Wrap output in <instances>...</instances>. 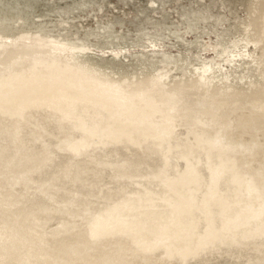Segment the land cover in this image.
<instances>
[{
	"label": "bare ground",
	"instance_id": "1",
	"mask_svg": "<svg viewBox=\"0 0 264 264\" xmlns=\"http://www.w3.org/2000/svg\"><path fill=\"white\" fill-rule=\"evenodd\" d=\"M15 55L6 57L10 63L1 61L5 69L18 65ZM80 65L92 80L112 81ZM17 81H7L11 87H5L6 95L0 97V264L17 262L9 243H4L8 239L4 232L20 227L29 233L36 224L35 241L45 247L66 253L65 246L85 245L91 258L103 255L120 264H264V235L244 238L242 230L237 241L214 240L187 261L176 255L164 262V245L144 252L151 248L152 234L171 215L184 223L183 235L193 234L186 245L184 238L176 240L171 232L174 246L197 251L196 237L205 225L203 200L217 170L219 195L211 210L219 232L232 236L236 222L250 211L262 214L247 229L264 230V114L248 107L232 115L229 130L215 133L198 113L204 110L199 101L197 113L172 118L163 111L157 119L122 125L112 104L102 97L85 98L63 85L47 90L28 85L20 91L13 85ZM158 92L157 99L162 95ZM220 135L224 149L214 143ZM173 200L187 212L176 215L169 206ZM90 208V214L104 219L82 218L83 210ZM32 214L35 218L29 221ZM109 214L114 216L110 221L119 220L114 229L103 223ZM61 219L75 222L77 230L59 239L45 238V228ZM14 220L15 225L9 223ZM229 223L232 227L226 230ZM143 257H155L154 262L145 263ZM44 261L55 264L50 257Z\"/></svg>",
	"mask_w": 264,
	"mask_h": 264
},
{
	"label": "rangeland",
	"instance_id": "2",
	"mask_svg": "<svg viewBox=\"0 0 264 264\" xmlns=\"http://www.w3.org/2000/svg\"><path fill=\"white\" fill-rule=\"evenodd\" d=\"M262 23L264 0H0V67L1 61L9 60L6 58L9 54L18 55H15L18 65L0 68V97L6 95L5 87L10 88L11 83H5L11 80H18L13 85L20 87V91L28 85L45 90L52 85L68 86L79 96L102 97L112 104L122 125L157 119L163 111L172 118L197 113L201 101L204 110L198 113L210 128L215 133L227 131L234 113L250 107L264 114ZM44 49L54 51L44 53ZM80 64L112 81L92 80ZM158 91L162 95L157 99ZM221 100L229 106L225 107ZM219 103L220 107H216ZM222 138L220 135L214 140L217 149H224ZM220 177L221 171L217 170L208 183L201 210L205 225L196 237L197 251L174 246L172 233L176 240L184 238L186 245L193 234L183 235L184 223L171 215L152 234L151 248L144 252H154L155 246L164 245V262L176 255L187 261L206 250L214 240L237 241L240 230L244 238L264 235L262 227L247 229L262 214L253 211L236 222L233 229L237 233L233 237L219 232L211 203L219 195ZM176 203L179 202L169 201L176 215L187 212ZM67 209L70 211L72 207ZM89 210H83L80 216L91 219L93 214ZM34 215L28 220L32 221ZM93 217L104 219L102 215ZM112 217L109 214L103 223L114 229L119 220L110 221ZM16 222L9 221L12 225ZM37 227L36 224L29 233L19 227L21 241L19 229L4 232L8 236L4 243L11 246L16 264H45V257L55 264H120L103 255L91 258V250L85 245L77 249L65 246L69 250L66 253L51 245L45 247L35 241ZM227 227H232V223ZM76 230L75 222L61 219L55 226L45 228L43 236L54 240ZM154 258L142 260L148 263L154 262Z\"/></svg>",
	"mask_w": 264,
	"mask_h": 264
}]
</instances>
